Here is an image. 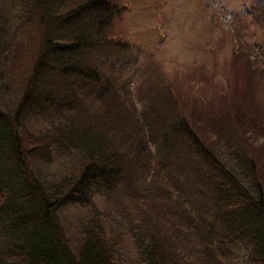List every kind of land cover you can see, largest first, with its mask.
<instances>
[{
  "label": "trees",
  "instance_id": "obj_1",
  "mask_svg": "<svg viewBox=\"0 0 264 264\" xmlns=\"http://www.w3.org/2000/svg\"><path fill=\"white\" fill-rule=\"evenodd\" d=\"M117 11L0 0V264H264L249 126L190 122L162 91L125 109Z\"/></svg>",
  "mask_w": 264,
  "mask_h": 264
},
{
  "label": "rangeland",
  "instance_id": "obj_2",
  "mask_svg": "<svg viewBox=\"0 0 264 264\" xmlns=\"http://www.w3.org/2000/svg\"><path fill=\"white\" fill-rule=\"evenodd\" d=\"M112 1L118 11L106 36L131 49L121 71L124 107L139 112L162 91L188 105L179 113L190 122L211 114V124H223V114L239 115L249 130L237 127L235 135L264 159V0Z\"/></svg>",
  "mask_w": 264,
  "mask_h": 264
}]
</instances>
